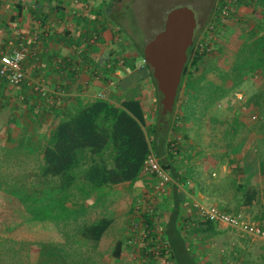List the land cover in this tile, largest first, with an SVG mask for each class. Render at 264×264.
Masks as SVG:
<instances>
[{"label":"crops","instance_id":"1","mask_svg":"<svg viewBox=\"0 0 264 264\" xmlns=\"http://www.w3.org/2000/svg\"><path fill=\"white\" fill-rule=\"evenodd\" d=\"M246 1L251 2L245 0L246 4ZM110 3L109 0H81L80 4L75 0H0V47L7 46L10 40L21 41L22 38L33 43L32 53L25 65L28 78L23 85H11L0 77V129L3 124L12 125L11 130H30L27 136L33 138L26 148L12 151L14 154L24 155L26 160L33 162L38 147L36 143L45 146L57 123L68 113L97 98L103 97L119 104L127 97L130 87L125 84L121 88V83L132 76V70L127 65L119 67L117 62L125 57V48L119 43L117 29L110 19ZM243 9L245 5L240 11ZM235 17L232 19L234 22L228 20L224 29H228L230 24L239 23L237 20L241 17L237 14ZM96 28L103 33L101 41L96 46L84 45V53L80 54L82 39ZM39 83H44L50 89L53 105L41 100L40 93L34 87ZM242 90L235 94L239 102L242 99L238 94L246 97V92ZM22 95L26 98L21 99ZM225 105L228 107V102ZM241 105H244L243 102ZM239 117L242 123L250 127L251 135L234 145V157L218 159L217 162L209 156L207 161V153L203 152L198 158L190 156L184 169L178 160L174 162L173 157L167 163L171 165V172L175 170L181 177L193 181L195 195L204 203L221 204L226 208L235 205L250 213L256 210L263 218L264 116L257 122L250 120L251 123L238 113L221 122L229 124L239 120ZM15 119H21L20 123L15 125ZM164 152L162 160L169 154L173 155L168 150V142L164 145ZM99 158L95 155L89 162L86 161L79 175L83 177L88 165ZM210 162L216 164L220 172L205 169ZM26 172L28 177H36L34 167ZM83 182L79 179V202L75 203L80 211L79 218L73 221L74 225L77 223L74 230L67 232L63 228L64 222L54 219L43 221L39 227L43 235L29 232L26 236L13 239L27 242V245L0 251V264H139V251L127 244L129 224L138 199L152 189L154 178L142 173L133 182L100 188L88 198L82 188ZM252 188L256 189L257 196L249 203L245 195ZM156 206L160 211L168 212V219L173 210V193L158 200ZM181 209L184 216V220L179 222L184 225L182 233L175 231L173 234L174 243L168 255L151 259L149 264H198L195 253L202 255L205 264H255L254 259H261L264 264V240L243 235L225 224L211 225L200 220L203 224L201 229L207 232L203 236H199L200 233L191 234L190 229L194 231L196 225L192 227L191 224L195 221V215L188 212L186 200H183ZM246 216L251 220L256 218L255 214ZM103 217L113 222L96 242L85 235L84 229ZM259 223L264 226V223ZM217 242L222 243L219 249ZM215 252L221 254L222 261H217Z\"/></svg>","mask_w":264,"mask_h":264},{"label":"trees","instance_id":"2","mask_svg":"<svg viewBox=\"0 0 264 264\" xmlns=\"http://www.w3.org/2000/svg\"><path fill=\"white\" fill-rule=\"evenodd\" d=\"M251 1L254 3L261 0ZM224 3V0H219L217 9H220ZM262 3L264 4V2ZM116 5V2L112 3L108 10L113 20L122 13V8L118 7L116 10ZM243 36L244 40L232 52L230 49L233 46H230L231 40L229 38L218 40L214 50L209 53L195 52L196 40L194 41L188 52V61L178 93L179 96L180 90L185 84L186 91L190 95V104L185 108V118L189 119L196 115L198 107L204 116L206 110L216 105L224 97L236 94L238 90L243 89V85L249 80L253 81L255 86L253 94L249 97V107L258 108L263 118L264 27L261 30L252 27V29H248V34L243 33ZM135 51L133 56L121 58L129 67H135L138 60L145 59L143 47L138 46ZM212 55H216L218 58L222 57L224 61L227 60L228 56L229 58L223 66L216 64L211 66L204 63V60ZM203 65H205V71L200 68ZM137 71L132 75L135 80L140 79L138 77L140 73H142V78L149 76L152 78L159 93V105L162 106V94L158 89L151 66L145 62L143 68ZM210 72L215 74L219 80L210 78ZM130 89L134 92L132 93L133 96L139 95L137 85L134 90L130 87L129 92ZM172 115L173 113L163 115L162 110H160L155 128V138L158 139V145L155 146L153 144L154 136L151 137L147 131L149 119L141 98L127 96L119 104L105 98H97L88 105L68 113L57 123L48 142L42 149L43 163L40 165V177L44 179L53 177L57 179V182L56 185L46 190L49 193L48 196L37 199L38 204L35 205V211H39L41 214L46 213L45 219L49 217L48 211L56 212L59 205L79 213V205L68 200V198L66 199L67 196H64V193H72L69 190L77 183L76 169L83 170L86 161H90L95 155L100 158L88 165L83 177L79 175V179L84 180L82 188L86 191L87 198L100 188L137 180L143 173L144 162L152 149L160 157L165 155L164 145L171 127ZM167 116L170 117L167 119ZM213 120L215 121L214 118ZM163 163L168 169H171L167 159L163 158ZM172 173L176 178L181 177L175 170H172ZM77 186L79 188V185ZM256 196L257 191L252 188L247 191L245 199L252 203ZM183 200H186V195L174 187L173 210L170 212L165 232L170 248L174 243L172 237H174L175 231L181 234V230H183L184 225L179 224L181 220H184L181 209ZM148 221L153 225L154 221L149 215ZM112 222V219L103 217L86 225L84 233L97 242L109 229Z\"/></svg>","mask_w":264,"mask_h":264},{"label":"rangeland","instance_id":"3","mask_svg":"<svg viewBox=\"0 0 264 264\" xmlns=\"http://www.w3.org/2000/svg\"><path fill=\"white\" fill-rule=\"evenodd\" d=\"M109 1H111L110 7L112 3L116 2V10L118 7L122 8V13L118 18L115 17V20H113L110 17V19L117 29L119 43L125 48V58L133 56L138 46L143 47L144 50L145 44L164 27L168 12L176 7L188 6L196 12L198 25L194 40L198 41L201 38L208 23L211 21V18L219 4V0ZM240 5L238 7L239 11L241 10L242 5H245V9H243L244 11L242 10L243 12L240 11L239 13L238 10L236 12L238 17H241L240 20H237L239 23L230 24L228 29L223 28L221 35L219 36V41L225 38H229L231 40L230 46H233V48L230 49L231 52L234 48H236V46L239 45V43H241V41L244 40V36L242 37V35L243 33L248 34V29L255 27L261 30L262 27H264V4L262 2L257 1L252 3L251 1L248 4L243 2ZM124 38L125 40H123ZM226 61H224V58L222 57L218 58L216 55H212L206 58L204 63H207L208 65L210 64L211 66L215 64L223 66L226 64ZM117 62L119 67L124 65L120 60ZM143 63L144 61L140 59L136 62L135 67H130L132 70V75H134L135 72H138V69L143 68ZM114 64H116V61ZM200 68L201 70L205 71V65L200 66ZM209 76L210 78L218 79L217 76L211 72L209 73ZM138 77H140L139 80H135L133 76L125 79L124 82L121 83V88L123 87L122 85L126 84L125 86L132 87L134 90V87L137 85L139 89V95L133 96L132 93L134 92L130 89V92H127V96L130 98L134 97L142 99L149 119L147 131L151 137L154 136L153 144L157 146L158 139L157 137L155 138V128L159 112L162 110V106L159 105V93L150 76L148 79H145L144 77L142 78V73H140ZM228 85L230 86V83H228ZM254 89L255 86L253 81L249 80L243 85V90L246 92V97L240 101L243 102L244 105H241V102L236 99L235 94L228 95L227 98L219 100L216 105L211 106L208 110H206L204 116L202 115L201 109L198 107L196 109V115L187 119L185 118V108L190 104V95L187 94L186 86L184 84L179 94V102L176 103L175 110L171 116V127L165 142L166 144L176 137H181L180 153L178 155L169 154V156L166 158L167 161L169 158L173 157L174 162L178 160L181 163L180 166L183 168L186 167V160L189 159L190 156L198 158L201 157L203 152L207 153V161L210 158L217 160V162H219L221 159L228 160L229 157L233 155V149H235L234 145L245 138H249L251 135L249 131L251 130L248 125L242 123L240 117L239 120H234V122H230L229 124L227 122H221V120H224L225 118L231 119L240 113L247 119V121H250L249 116L253 111L260 113L258 108L249 107V97L251 94H253ZM226 102H228V107L225 105ZM241 107L244 108L243 111ZM168 117L170 116H167V119ZM20 121L21 119H15L14 124H19ZM10 127H12V125H10ZM10 127L9 125L3 124L2 128L0 129V251H10L12 246L20 247L22 245H27V242H18V240L13 239H17L18 236L21 235L26 236L29 234V232L42 236L43 231L41 232L39 227L43 220L47 221L54 219L59 222H64L65 227L63 228L67 229L68 232L70 230H74L77 227V223L74 225L73 221L79 218V213L74 212V210L71 208L67 209L60 207L61 205H59L60 209L58 208L56 212L48 211L49 217H47V219H45L46 213L41 214V212L35 211V207L38 204L37 199L48 196L49 193L46 190L56 185L57 179L53 177H48L46 179L40 177V165L43 163V156H41V154L44 145L41 146L36 143L38 147L33 162L26 160L25 158L27 157L24 155L14 154L12 152L14 150H21L23 147L26 148V145H28L29 142L32 143L33 138H29L27 136L30 130H11ZM35 131L36 128L34 129V132ZM221 135L222 139L224 140L222 143H220ZM21 142L22 144H20ZM219 152H221V154ZM205 153L204 155H206ZM209 156L211 157L209 158ZM32 167H34L36 171V177L27 176V169ZM205 169L220 172L218 166L216 164L213 165L212 162L207 163L205 165ZM76 171V175L78 176L77 183L69 190L72 193H64V196H68L70 201L77 203L79 202V191L77 190V185H79V172L81 173V170L78 168ZM189 198L187 199L186 197V204L189 207L188 212H192L190 206L191 201ZM215 205L232 213L242 212L245 215L250 214L252 216L255 214L256 218H253V220L264 223V217L262 218L259 215V211L254 210L250 213L244 209L235 207V205H232L230 208L223 207L221 204ZM167 213L162 212V215L168 216L166 215ZM194 217L195 221L192 223H196V225L194 227V231H192V228L190 229L189 233H200L199 236H203L207 230L203 231L201 229L203 226L201 223L205 221L200 220L202 221L200 222L196 216ZM31 223L34 225H31ZM212 244L213 246L215 245L214 242ZM217 245V249H219L221 248L219 246H221L222 243L217 242ZM46 249L48 250V248ZM42 250L44 251L45 249ZM191 250L193 251L194 248L192 247ZM219 252H215V257L218 259V262L222 261V258H220L221 254H219ZM195 254L198 264H205L206 261L203 259L202 255L197 253ZM1 260L2 259L0 258V261ZM262 262L263 260L261 259H254L253 261L255 264H262Z\"/></svg>","mask_w":264,"mask_h":264},{"label":"built area","instance_id":"4","mask_svg":"<svg viewBox=\"0 0 264 264\" xmlns=\"http://www.w3.org/2000/svg\"><path fill=\"white\" fill-rule=\"evenodd\" d=\"M81 3V0H75ZM225 3L214 12L211 21L208 23L201 38L196 40L195 52L209 53L215 48L224 25L236 16L238 7L244 0H224ZM102 32L99 29L89 31L88 37L82 39L83 45L79 47V53H84V45L96 46L101 41ZM32 44L24 41L10 40L7 46L0 47V77L14 86L23 85L28 78L25 68L32 53ZM122 63H125L122 60ZM40 93L42 101H48L53 105L54 100L50 97V89L39 83L34 86ZM243 99L242 94H238ZM24 95L21 99H25ZM103 98V97H101ZM261 119L259 112H253L250 120L257 122ZM181 137H176L168 143L169 152L177 155L180 152ZM143 173L154 178L152 189L138 199L135 212L132 214L129 224V237L127 244L139 251V264H149L151 259H159L168 255L170 246L166 239L167 216L157 208L158 200L173 193L177 187L179 192L190 199L192 214L197 219L214 224H225L243 235L254 239L264 240V226L257 221L251 220L242 212H229L217 205H208L196 197L193 181L186 177L176 178L174 174L164 165L162 158L154 149L148 154L144 165ZM148 215L153 219V225L148 221ZM194 223H192L193 225Z\"/></svg>","mask_w":264,"mask_h":264},{"label":"water","instance_id":"5","mask_svg":"<svg viewBox=\"0 0 264 264\" xmlns=\"http://www.w3.org/2000/svg\"><path fill=\"white\" fill-rule=\"evenodd\" d=\"M197 25V15L192 8H173L167 14L164 27L144 46L145 61L151 66L162 94L163 115L174 112Z\"/></svg>","mask_w":264,"mask_h":264},{"label":"bare ground","instance_id":"6","mask_svg":"<svg viewBox=\"0 0 264 264\" xmlns=\"http://www.w3.org/2000/svg\"><path fill=\"white\" fill-rule=\"evenodd\" d=\"M123 59H124V58H123ZM123 59H122V60H123ZM122 60H121V61H122ZM143 61H144V63L146 62L145 59H144ZM144 63H143V64H144ZM123 64L126 65L125 63H123ZM124 65H123V66H124Z\"/></svg>","mask_w":264,"mask_h":264}]
</instances>
